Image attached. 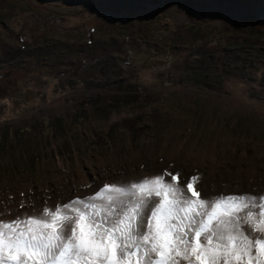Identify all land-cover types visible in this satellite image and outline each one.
I'll use <instances>...</instances> for the list:
<instances>
[{
  "label": "rangeland",
  "instance_id": "obj_1",
  "mask_svg": "<svg viewBox=\"0 0 264 264\" xmlns=\"http://www.w3.org/2000/svg\"><path fill=\"white\" fill-rule=\"evenodd\" d=\"M165 173L264 196V0H0V221Z\"/></svg>",
  "mask_w": 264,
  "mask_h": 264
},
{
  "label": "snow or ice",
  "instance_id": "obj_2",
  "mask_svg": "<svg viewBox=\"0 0 264 264\" xmlns=\"http://www.w3.org/2000/svg\"><path fill=\"white\" fill-rule=\"evenodd\" d=\"M197 181L165 173L105 184L0 221V264H264V196L208 200Z\"/></svg>",
  "mask_w": 264,
  "mask_h": 264
},
{
  "label": "water",
  "instance_id": "obj_3",
  "mask_svg": "<svg viewBox=\"0 0 264 264\" xmlns=\"http://www.w3.org/2000/svg\"><path fill=\"white\" fill-rule=\"evenodd\" d=\"M37 1H39V0H37ZM245 21H253V22H258L257 20H245Z\"/></svg>",
  "mask_w": 264,
  "mask_h": 264
}]
</instances>
